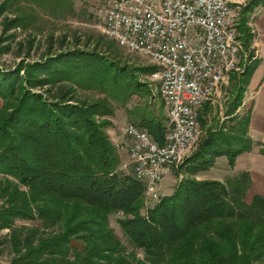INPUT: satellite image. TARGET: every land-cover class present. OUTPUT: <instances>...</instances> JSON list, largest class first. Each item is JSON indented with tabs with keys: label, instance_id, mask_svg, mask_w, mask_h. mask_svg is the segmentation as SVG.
Masks as SVG:
<instances>
[{
	"label": "trees",
	"instance_id": "trees-1",
	"mask_svg": "<svg viewBox=\"0 0 264 264\" xmlns=\"http://www.w3.org/2000/svg\"><path fill=\"white\" fill-rule=\"evenodd\" d=\"M30 2L43 9L69 6L68 0ZM10 3H0V15ZM257 7L264 8V0H247L236 25L247 55V22ZM29 18L20 11L4 18L2 31L24 28ZM6 48L0 47V53ZM96 48L44 54L42 60L0 69V230L10 232L0 246L11 253L7 264H264V198L253 195L244 202L246 173L224 182L185 178L170 195L155 202L144 198L148 188L127 163L123 166L117 150H125L109 141L105 117L112 116V104L125 107L132 96L147 94L137 74L153 68L121 63L109 43L104 53ZM256 65L253 59L238 77L229 75L233 94L224 116L236 126L206 132L183 160L189 175L208 170L218 157L231 168L238 155L251 149L249 112L235 111ZM77 89L102 97L80 100ZM209 109L201 105L200 126ZM133 113L128 111L129 119L139 123L130 124L162 144L165 122L150 114L130 117ZM258 154L264 156V146ZM114 216L129 251L109 227ZM15 219L38 225L15 226Z\"/></svg>",
	"mask_w": 264,
	"mask_h": 264
},
{
	"label": "built area",
	"instance_id": "built-area-1",
	"mask_svg": "<svg viewBox=\"0 0 264 264\" xmlns=\"http://www.w3.org/2000/svg\"><path fill=\"white\" fill-rule=\"evenodd\" d=\"M231 2V0H228ZM219 0H199L182 4L178 0H103L97 7L96 28L113 35L138 56L156 57L149 77L162 79L169 99L172 128L165 129L162 144L149 134L127 123L121 130L127 165L133 177L151 186L150 201L158 200L156 186L165 177L166 162L180 156L193 130L191 105L208 81L216 77L218 64L231 65L225 49V26H220ZM121 213L117 212L116 216Z\"/></svg>",
	"mask_w": 264,
	"mask_h": 264
},
{
	"label": "rangeland",
	"instance_id": "rangeland-1",
	"mask_svg": "<svg viewBox=\"0 0 264 264\" xmlns=\"http://www.w3.org/2000/svg\"><path fill=\"white\" fill-rule=\"evenodd\" d=\"M3 1L4 0H0V3H2ZM9 1L11 2L10 6H7L8 8H6L0 15V47H7L5 52L0 53L1 70H12L21 60L24 63H31L40 59L42 60L44 54H56L60 51L64 52L66 50L71 49L92 51L96 46L97 52L104 53V51L106 50L104 46L108 43L111 44L112 48H114V51H117V56L119 57L118 59L121 61V63L126 64L129 67L135 68L150 67L151 63L147 59L128 51L126 47L119 45L114 39L104 36L100 33L98 28H96V10L103 0H68L69 6L67 7V9L64 6H60L58 8L54 6H47L45 7V9H43L37 5L35 6L34 4H32L30 0ZM19 11L20 14L30 16L29 23L26 24L24 28L17 27L10 30L2 31V19H11L16 16ZM247 28L250 31L248 25ZM9 36L10 38H6L5 40V37ZM112 40H114L118 46ZM251 44L252 34L248 47L250 53L247 55L246 51H243L244 55L243 57L241 56L238 69L230 73L235 77H238L239 74L243 71L244 65L249 64L250 61H252L253 59L257 61V57L253 53L254 51L251 48ZM250 54L251 57L249 58ZM148 74L149 73L137 74V81L146 86L147 94H144L143 98L132 96L126 104L127 108H124L119 104H112V116L107 118L105 117V119L110 122V125L105 128V133L109 141L113 143V145L117 143L114 142V140L116 139L115 133H120L122 128L127 124L126 118L130 109H135L136 111V113L131 114L130 117H138L142 116L143 114L145 116H148L147 114H150V118L156 121H160L161 123L165 122L164 125L165 128H167L168 117L166 115V111L161 105L162 101L159 93L155 91L156 85L152 82ZM229 75L227 76L225 82H223L218 87L216 94H213L209 101L206 102L210 106V109L207 113L201 116L204 123L202 126L199 125L198 135L196 136L186 156L195 152V150L198 148L200 140H202V138L206 135V132L208 130L210 131L213 126H215V128H227L229 127V125H234L232 121L226 122L227 117L224 116L225 103L230 101L233 94ZM248 83L242 94V99L247 89ZM34 91L39 90L36 89ZM75 97L80 100L91 101L97 98H101L102 95L98 94L96 91L93 90L77 89ZM242 99L241 104L244 100ZM240 106L235 111L237 115H244L246 112H248V110L245 109L239 110ZM199 112L202 113L200 108L198 109V113ZM136 120H130L127 122L132 124L134 123L135 125L136 122L139 123V120ZM234 126H236V124ZM246 137L249 140L251 149L254 147L257 153L258 150L262 148V146H264L263 143L253 142L249 138L247 133ZM119 142L121 143V141ZM117 154L119 155L120 159H122V164L124 166V163H127L125 152L117 150ZM183 163L184 162L182 161V163H180L177 167H173L171 173L164 177L159 183V185L156 186V189L158 190V197L170 195L172 193L173 188L185 178H192L195 181H202L209 180L211 177L215 178L219 176L218 178L220 179V181L224 182L226 179L237 177L240 174L236 173V176L232 175V173L225 168V163L217 162L216 168H209L208 170L198 171L195 174L189 175L186 172V166L185 164L183 165ZM226 166L228 167L227 162ZM229 170L231 169L229 168ZM140 183L144 184L143 182ZM146 187L148 188V191L151 188V186ZM143 196L144 198H150L151 193L146 194V192L144 193L143 189ZM248 200V198H244L245 203H248ZM108 223L109 227L113 230L115 237L124 246L125 250L129 251L131 249L130 246L127 244L126 239L118 231L116 217H110ZM13 225H24L29 227L37 226L38 222H29L15 219ZM9 233L10 232L8 229H1L0 240L5 235L8 236ZM135 254L138 258L142 257V253L139 250L136 251ZM10 257L11 253L9 252L8 247L6 245L0 246V264H7Z\"/></svg>",
	"mask_w": 264,
	"mask_h": 264
},
{
	"label": "crops",
	"instance_id": "crops-1",
	"mask_svg": "<svg viewBox=\"0 0 264 264\" xmlns=\"http://www.w3.org/2000/svg\"><path fill=\"white\" fill-rule=\"evenodd\" d=\"M247 0H235L231 5V12L234 16L235 24L237 25L241 7ZM250 32L252 34L251 48L254 55L257 57V66L252 72L249 79L247 89L243 96L242 104L239 110H248L250 117L247 127V135L253 142H260L264 144V8L257 7L250 14L247 22ZM244 55V52L242 56ZM216 94V93H215ZM245 97V98H244ZM127 108V105L124 107ZM127 110V109H126ZM167 115V114H166ZM127 115L126 123H129ZM137 121V120H136ZM136 125V124H135ZM112 126V125H111ZM114 142L122 141L121 132L115 133ZM113 144V143H112ZM122 151V150H120ZM217 162L225 163V168L236 176V173H246L248 176V188L244 198H250L253 195H261L264 198V156L259 155L253 147L250 151L240 154L231 170L226 166L224 157L215 159L211 168H216ZM210 168V169H211ZM219 176L209 180L220 181ZM151 193V188L148 194Z\"/></svg>",
	"mask_w": 264,
	"mask_h": 264
},
{
	"label": "bare ground",
	"instance_id": "bare-ground-1",
	"mask_svg": "<svg viewBox=\"0 0 264 264\" xmlns=\"http://www.w3.org/2000/svg\"><path fill=\"white\" fill-rule=\"evenodd\" d=\"M182 4H191L199 0H178ZM235 0H219V8L225 10L226 13H220V26H225V33L229 38H225V49L230 50V57L233 59L231 65L218 64L216 68V77L213 81H208L205 87L202 90L201 94L197 95L196 103L191 105V116L193 121V130L190 132L186 139V148H180V156H186L187 152L191 148L196 136L199 132V123H198V109L203 103L209 101L211 96L217 92L218 87L225 82L227 76L238 69L239 61L243 54L242 42L238 38V32L236 30V24L233 21L234 16L231 12L230 5ZM147 5H156L155 0H147ZM106 37L114 39L119 45V41L113 35H105ZM124 47V46H123ZM128 49V48H127ZM129 51V50H128ZM143 57V56H141ZM243 57V56H242ZM145 58V57H143ZM146 59V58H145ZM147 60L152 64L156 65V57H148ZM152 82L156 85V91L159 93L162 106L164 107L167 117L168 125L165 129L172 128V115L170 114V104L166 91L163 87L162 79H153L150 77ZM181 163V157H173L172 162H166L165 167V177L171 173L173 167H177ZM139 182H142L138 177H135ZM154 202V201H153Z\"/></svg>",
	"mask_w": 264,
	"mask_h": 264
}]
</instances>
